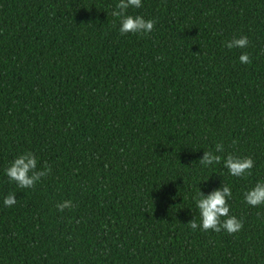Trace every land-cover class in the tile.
<instances>
[{
    "label": "trees",
    "instance_id": "16d2710c",
    "mask_svg": "<svg viewBox=\"0 0 264 264\" xmlns=\"http://www.w3.org/2000/svg\"><path fill=\"white\" fill-rule=\"evenodd\" d=\"M118 2L0 0V264H264V206L244 201L264 182V0H142L148 35L120 34ZM29 151L52 171L21 189L5 169ZM223 184L243 229L193 231Z\"/></svg>",
    "mask_w": 264,
    "mask_h": 264
},
{
    "label": "clouds",
    "instance_id": "9594fccd",
    "mask_svg": "<svg viewBox=\"0 0 264 264\" xmlns=\"http://www.w3.org/2000/svg\"><path fill=\"white\" fill-rule=\"evenodd\" d=\"M142 6V0H119L116 4L115 8L111 11V15L119 19V32L121 35L129 33L148 35L154 31L156 25L154 19H145L140 15L133 16L128 14L129 8H140ZM250 43L247 36H241L228 41L225 47L228 49H243L247 48ZM239 61L241 64L246 65L252 63L251 56L247 52L239 56ZM233 143H236V141H233ZM223 152V143H217L215 152H204L203 157L199 160L200 165L208 167L214 163L219 164L222 157L216 153ZM223 162L229 174L234 177H246L251 175V170L255 166V161L250 156L239 157L228 154ZM51 171L52 168L47 163L43 165V168H38V158L30 151L17 156L11 162L10 166L5 169L9 181L14 182L17 187L21 189L35 188L37 183L47 177ZM198 197L199 198L194 197V199L196 207L199 209L201 223L198 224L195 218L187 223L193 231L200 228L203 231L211 230L220 233L223 230L229 235H232L243 229V220L238 219L234 215H230V205L228 204V200L232 197L230 187L223 184L222 188L212 191L207 196L199 190ZM244 201L252 207L264 206V182H258L253 188L246 191L244 193ZM3 203L6 207L11 208L17 203L15 194H9L4 198ZM75 207L76 205L72 200H65L56 205L57 210L61 212L65 209L71 210Z\"/></svg>",
    "mask_w": 264,
    "mask_h": 264
}]
</instances>
